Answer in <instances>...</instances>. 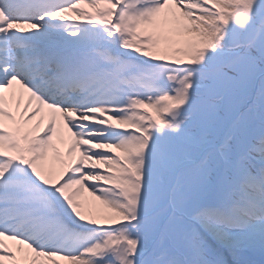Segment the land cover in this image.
I'll list each match as a JSON object with an SVG mask.
<instances>
[{
  "label": "snow or ice",
  "instance_id": "6c2138e0",
  "mask_svg": "<svg viewBox=\"0 0 264 264\" xmlns=\"http://www.w3.org/2000/svg\"><path fill=\"white\" fill-rule=\"evenodd\" d=\"M0 264H264V0H0Z\"/></svg>",
  "mask_w": 264,
  "mask_h": 264
}]
</instances>
